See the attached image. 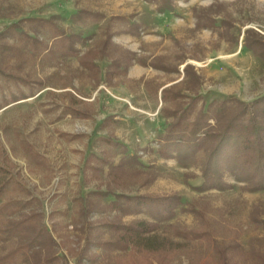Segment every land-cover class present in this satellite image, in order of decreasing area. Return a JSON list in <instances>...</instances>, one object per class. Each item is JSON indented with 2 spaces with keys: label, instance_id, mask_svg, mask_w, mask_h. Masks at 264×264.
Listing matches in <instances>:
<instances>
[{
  "label": "trees",
  "instance_id": "trees-1",
  "mask_svg": "<svg viewBox=\"0 0 264 264\" xmlns=\"http://www.w3.org/2000/svg\"><path fill=\"white\" fill-rule=\"evenodd\" d=\"M144 1L154 4L159 14H175L174 4L179 0ZM208 12L203 16L194 8L197 20L195 30L214 31L217 28L216 20ZM103 19V14L85 9L71 15V21L76 24ZM62 20L60 15L24 18L0 33V111L34 98L50 81L62 90L63 100H68V103L58 104L55 100L45 110L46 114L60 111L57 116L59 120L68 116L87 120L95 112L93 104L79 99L68 90L76 77L89 79L94 86L104 82L112 87L116 84L115 80H128L129 69L133 65L165 74H181L179 67L185 62L183 54L181 64H172L165 56H142L115 44L113 38L117 35L139 37L142 26L137 22L116 31L106 27L102 32L103 38L96 39L93 35L68 31L62 25ZM110 21L126 19L114 17ZM243 47L264 64L263 34L247 29ZM71 59L78 62L74 74L60 75L53 72L46 78L38 77V68L56 69ZM106 59L109 64L103 74L97 62ZM144 85L149 94L157 97L164 87L150 80H145ZM202 86L201 74L193 65L187 64L183 69V79L163 88L160 112L167 126L164 134L158 137L156 153L163 160H175L182 168L199 169L203 183L193 187L197 192L230 190L234 184L228 178L241 183L243 192H263L264 95L251 102L229 98L206 106L200 94ZM48 94L56 95L52 91ZM211 120L215 123H210ZM112 123L114 117L110 116L102 127H109ZM1 130L8 133L10 127L5 126ZM14 136L23 156L33 168L45 171L51 169L48 159L32 143L19 132ZM60 137L70 141L81 138L80 135L68 133H61ZM104 141L109 146L127 149L119 142L114 144L109 138ZM12 151L15 152L16 148L13 147ZM141 151L149 153L152 149L147 147ZM2 157L13 165L0 146ZM141 158L138 153H125L117 164L108 155L104 158L91 155L87 159L85 169L90 173L87 179L98 180L99 183L96 190L76 201L77 219L74 221L81 224L93 214L104 213H112L114 218L99 225L106 229L111 239L99 241L89 238L81 260H87L90 264H98L101 260L103 264H121L120 260L123 259H128L130 264H153V260L158 264H171L180 253L191 249L197 254L212 251L215 264H240L237 259L239 256L243 261L249 257L252 264H264V256L256 252L246 257L237 237L220 245L197 202L184 205L178 194L127 195L118 192L136 183L148 187L154 182L155 174L152 171L144 172ZM104 174L106 180L102 179ZM9 194L27 198L32 196L24 184L12 176L8 167L0 163V248L4 249L0 253V264H52L57 261L58 245L52 232L42 224V214L36 210L24 213L38 200L4 201ZM109 198L110 201L105 202ZM178 211L198 218L199 226L189 229L172 222ZM141 215L147 219L124 222L125 217ZM263 215L264 211L260 208L253 209L250 216L253 228L264 230ZM94 248L100 249L101 255L96 254Z\"/></svg>",
  "mask_w": 264,
  "mask_h": 264
},
{
  "label": "rangeland",
  "instance_id": "rangeland-1",
  "mask_svg": "<svg viewBox=\"0 0 264 264\" xmlns=\"http://www.w3.org/2000/svg\"><path fill=\"white\" fill-rule=\"evenodd\" d=\"M174 7L175 14H159L154 4L144 0H0V33L24 18L60 15L62 25L68 31L82 32L85 36L93 35L100 39L106 27L116 31L137 22L142 26L141 35H117L113 38L115 44L142 56H165L172 64H181L184 60L181 56H185L184 64L179 67L180 75L133 65L129 69L130 78L128 75V80H115L116 84L112 87L104 82L94 86L89 79L76 77L68 90L79 99L93 104L95 112L91 119L78 120L68 116L59 120L57 116L60 111L46 114L45 110L55 100L58 104L68 103V100H63L62 90L50 81L34 98L0 111V146L13 165L4 157L0 158V163L6 165L12 176L32 194L30 198L9 194L4 201L38 200L24 213L31 210L41 213L42 224L52 232L58 245L56 251L59 258L52 264H90L87 260H81L87 240L111 239L106 229L99 225L113 220L114 214H93L85 222L76 224V201L96 190L99 183L98 180L87 179L90 173L85 167L89 156H112L117 164L125 153H138L142 157L144 172L152 171L155 180L148 187L136 183L118 192L127 195L178 194L184 205L197 202L220 245L237 237L246 257L251 252L264 256V230L255 229L250 224L255 207L264 211V191L243 192L241 183L228 178L234 184L230 190L197 192L193 187L203 183L199 169L182 168L175 160H163L156 153L158 137L164 134L167 126L160 112L161 92L163 88L183 79V69L187 64L193 65L203 78L200 94L206 106L229 98L251 102L264 95V64L243 47L247 29L264 35V0H179ZM194 8L203 16L209 11L216 20L217 28L214 31L195 30L197 20ZM81 9L101 13L105 19L73 23L71 15ZM114 17H123L126 21L111 22ZM97 63L105 74L109 61L99 60ZM77 67V60L71 59L56 69L38 68L37 74L41 78L53 72L72 75ZM145 80L164 86L158 97L149 94ZM50 91L56 95L51 96L48 94ZM110 116L114 117V123L102 127ZM210 123L214 124L215 121L211 120ZM5 126L10 127L8 133L1 130ZM16 132L48 159L49 171L35 169L29 164L18 147L14 136ZM61 133L80 135L81 138L70 141L61 138ZM107 138L114 144L119 142L125 145L127 149L109 146L104 141ZM13 147L16 148L15 152L12 151ZM147 147L152 152L141 151ZM102 179L106 180L105 174ZM141 219L147 217L129 216L124 218V222ZM172 222L189 229L200 224L198 218L179 211ZM3 251L0 248V253ZM93 251L101 255L100 249L94 248ZM237 259L240 264L253 263L249 257L246 261L241 256ZM127 260H120L121 264H130ZM152 263L158 264L154 260ZM98 264H103V260ZM171 264L215 263L212 251L197 254L190 249L180 253Z\"/></svg>",
  "mask_w": 264,
  "mask_h": 264
},
{
  "label": "crops",
  "instance_id": "crops-1",
  "mask_svg": "<svg viewBox=\"0 0 264 264\" xmlns=\"http://www.w3.org/2000/svg\"><path fill=\"white\" fill-rule=\"evenodd\" d=\"M128 36H130V35H128ZM132 37V36H131ZM143 68V67H142ZM129 78H130V71H129Z\"/></svg>",
  "mask_w": 264,
  "mask_h": 264
}]
</instances>
